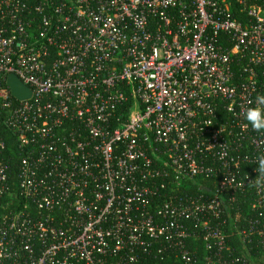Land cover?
<instances>
[{
  "label": "built area",
  "instance_id": "2783aa9c",
  "mask_svg": "<svg viewBox=\"0 0 264 264\" xmlns=\"http://www.w3.org/2000/svg\"><path fill=\"white\" fill-rule=\"evenodd\" d=\"M261 94L264 0H0V264H254Z\"/></svg>",
  "mask_w": 264,
  "mask_h": 264
},
{
  "label": "trees",
  "instance_id": "16d2710c",
  "mask_svg": "<svg viewBox=\"0 0 264 264\" xmlns=\"http://www.w3.org/2000/svg\"><path fill=\"white\" fill-rule=\"evenodd\" d=\"M1 133L3 134V137L5 139L6 145H7V153L9 156L10 163L13 167V169H17V166L21 160L22 151L19 148V145L17 144L16 138L9 130L1 127ZM195 187L194 192L197 190V183H193ZM239 203L241 204V215L239 216V221L241 223H245L249 221L250 219H262L264 218V211L263 210H256L253 211L250 207L251 197H241L238 199ZM229 232L231 233V240L232 245L234 249V254H243L247 253V251L250 249V247L253 246L251 249L252 252V258L251 263L254 264H264V245L259 243V240L257 238H253V243H245L242 241L241 236L235 235L234 228H230ZM192 242H190L191 244ZM194 254L198 257H201L203 254L202 251V244L201 243H194V245L191 246ZM245 256V254L243 255ZM202 258V257H201ZM164 264H184L182 261L176 260L174 258L170 259L169 261H165Z\"/></svg>",
  "mask_w": 264,
  "mask_h": 264
},
{
  "label": "clouds",
  "instance_id": "9594fccd",
  "mask_svg": "<svg viewBox=\"0 0 264 264\" xmlns=\"http://www.w3.org/2000/svg\"><path fill=\"white\" fill-rule=\"evenodd\" d=\"M243 116L247 121V125H250L254 131L264 133V94L257 95L255 106L248 107ZM255 164V171L258 175L249 182V185L260 192H264V153L256 156Z\"/></svg>",
  "mask_w": 264,
  "mask_h": 264
},
{
  "label": "water",
  "instance_id": "95a60500",
  "mask_svg": "<svg viewBox=\"0 0 264 264\" xmlns=\"http://www.w3.org/2000/svg\"><path fill=\"white\" fill-rule=\"evenodd\" d=\"M8 83L11 86L12 93L19 99H25L30 96V90L21 82V80L12 74L9 76Z\"/></svg>",
  "mask_w": 264,
  "mask_h": 264
}]
</instances>
